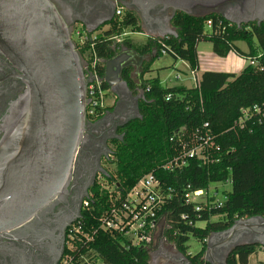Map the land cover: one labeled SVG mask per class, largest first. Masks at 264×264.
Segmentation results:
<instances>
[{"label":"trees","instance_id":"trees-1","mask_svg":"<svg viewBox=\"0 0 264 264\" xmlns=\"http://www.w3.org/2000/svg\"><path fill=\"white\" fill-rule=\"evenodd\" d=\"M208 22L210 33H205ZM171 25L177 37H148L142 45L131 40L118 41L117 37L126 29L143 30L137 15L125 10L122 19L116 18L104 33L95 40L89 39L78 52L83 56L90 50L103 61L98 73L104 90H110L103 81L105 63L122 49L148 57L138 77L131 67L123 71L129 89L142 92L138 100L139 117L121 129L122 140L113 142L110 162L115 164L116 171L107 173L104 179L125 197L144 176L154 174L166 197L159 213L165 220V240L191 264H209L204 257L212 234L228 230L240 219L264 218V119L254 114L245 120L243 128L237 126L243 109L257 106L264 113V22L238 27L218 13L199 16L177 13ZM203 41L211 42L218 57L234 53L255 61V65L249 64L238 75L206 71L192 88H168L159 77L145 78L152 72L156 59L163 55L162 51L175 61L187 62L192 72H198L197 49ZM238 42L247 45L248 53L238 48ZM111 109L106 108L95 121ZM205 134L211 137L205 162L192 157L181 168L165 169L182 154L184 143L188 150L193 140L198 142ZM217 183H230L232 187L231 192L224 193L226 200L222 205L212 195H207L206 203L199 204V211L195 204L186 203L187 193L207 192ZM87 201L88 207L79 221L83 234L92 235L93 240L87 242L79 236L81 240L75 241V249H66L65 255L72 256V264H89L86 260L92 255L103 264H150V247H133L117 233L100 229L101 217L111 207L109 191L97 183ZM200 223L206 226L201 228ZM190 238L202 244L201 251L194 256L188 253ZM258 248H236L228 255L226 264H248Z\"/></svg>","mask_w":264,"mask_h":264},{"label":"water","instance_id":"water-1","mask_svg":"<svg viewBox=\"0 0 264 264\" xmlns=\"http://www.w3.org/2000/svg\"><path fill=\"white\" fill-rule=\"evenodd\" d=\"M123 7L136 12L146 35L154 38L177 37L173 17L201 15L196 9L221 14L238 27L264 22V0H130ZM0 53L22 73L28 88L26 105L0 143V239H10L67 193L88 121V80L72 30L51 0H0ZM146 60L136 51L123 50L105 63L103 81L114 95L120 86L131 93L123 71L131 67L139 76ZM136 108L139 117L138 102ZM164 228L165 221L157 240L161 243ZM242 246L264 248L263 217L240 219L212 234L204 260L226 264L228 255ZM13 252L12 264H25L19 251ZM220 252L222 262L216 259ZM176 258L191 264L178 252Z\"/></svg>","mask_w":264,"mask_h":264},{"label":"flooded vegetation","instance_id":"flooded-vegetation-1","mask_svg":"<svg viewBox=\"0 0 264 264\" xmlns=\"http://www.w3.org/2000/svg\"><path fill=\"white\" fill-rule=\"evenodd\" d=\"M51 2L72 30L73 37L78 30L89 37L94 36L116 20L115 11L118 6L130 4V0ZM195 12L200 14L208 11L196 9ZM134 13L142 26L140 16ZM171 13L169 11L167 15L170 16ZM123 50L126 49L121 51ZM21 76L22 73L14 64L0 53V143L16 123L28 100V88ZM116 92L118 95H115L117 103L114 110L106 111L97 121L88 119L86 122L67 193L56 198L29 225L11 233L10 239H0V264H12L16 255L15 252L12 253L13 248L19 251L18 256L25 264H62L68 248L69 230L81 218L91 189L98 183L99 177L104 175L103 172H106L105 162L112 157L113 142L123 138L121 129L137 114L136 105L142 97L141 90L127 93L120 86ZM224 258V252L216 254L217 260L222 262ZM172 262L178 263L173 259Z\"/></svg>","mask_w":264,"mask_h":264},{"label":"built area","instance_id":"built-area-1","mask_svg":"<svg viewBox=\"0 0 264 264\" xmlns=\"http://www.w3.org/2000/svg\"><path fill=\"white\" fill-rule=\"evenodd\" d=\"M125 8L118 6L115 11V17L122 19L124 16ZM207 28L211 29V22L207 23ZM78 41H75L76 49H81L87 44L88 40H95L96 37L91 38L81 30L76 32ZM165 54V51H162ZM84 63V73L88 80L87 85V110L86 115L90 121L102 114L107 108L106 96L109 90L102 89V80L99 77L98 68L103 61L98 59L90 50H86L82 56ZM250 65H255V61L249 60ZM179 79V77H177ZM254 114L261 115L264 119V113L261 109L255 106L253 109H243L242 116L237 122V126L243 128L247 119L254 116ZM208 124L204 125L207 128ZM172 141V138H171ZM211 137L209 134H205L204 137H199L198 142L192 141L190 149H186L185 143L182 146V154L179 157H175L173 161L165 166L166 170H172L174 167L181 168L186 165L187 158L197 157L203 159L204 162L207 158L208 148L210 146ZM100 179H104V175H101L98 179V184L101 188L109 191V199L111 201V207L102 215L100 220V229L103 231H109L117 233L119 236L126 239L133 247H150L156 237L159 225L164 219L159 215L162 206L165 203V196L161 192V185L159 180L154 174H148L144 176L125 196L122 197L120 192L116 191L115 185H104ZM105 180V179H104ZM108 186V187H107ZM115 192V194H113ZM210 195L209 192L197 191L194 193H187L185 200L187 204H195L196 211H199V204L206 203L197 202L195 199L201 196ZM219 205H222L220 201H217ZM88 207V201L86 202ZM90 242L93 240V236L90 234L84 235L82 230V223L77 220L74 223L68 234V250L73 251L75 249V241L80 237ZM158 240V238H157ZM77 242V241H76ZM73 258L70 254L65 255L62 264H72Z\"/></svg>","mask_w":264,"mask_h":264},{"label":"rangeland","instance_id":"rangeland-1","mask_svg":"<svg viewBox=\"0 0 264 264\" xmlns=\"http://www.w3.org/2000/svg\"><path fill=\"white\" fill-rule=\"evenodd\" d=\"M207 13V12H204ZM203 14V13H200ZM108 27L96 32L94 37H98L102 33H104ZM205 33H210L208 28L205 29ZM73 37V36H72ZM148 36L146 35V31L143 29L141 32H135L131 29H126L121 36L117 37L118 41L123 40H131L135 45H142L146 42ZM73 41H78V38L74 36ZM237 46L245 51L248 52L247 45L243 42H238ZM197 52L199 54V70L198 72L194 73L189 68V65L185 61H175L172 56L168 54H163L161 57L156 59L152 66V72L147 75L146 79H152L156 77H160L165 87L167 86H177V85H184L187 88H192L196 85V78L200 80L201 74L205 71H214V72H230L234 74H240L245 67L249 65V60L243 57H240L234 53H230L226 58H221L216 56L212 51V44L208 41H203L198 45ZM148 59V57H147ZM179 77L176 78V77ZM137 82V80H136ZM110 91V90H109ZM117 103V97L112 93V91L108 92L106 96V105L107 108H112L108 111H113ZM136 114L134 117H137ZM133 117V118H134ZM113 148V146H112ZM114 149V148H113ZM113 160V157L110 158V161ZM110 161L105 162L106 173H115L116 167L115 164L111 163ZM100 181L104 185L110 186L107 181L104 179H100ZM107 186V187H108ZM231 185L230 183L226 184H212L208 191L210 195L215 196L218 201L221 203L225 202V194L231 192ZM197 202L205 201V196H201L195 199ZM163 226V221L159 225L158 232L156 237L153 241V244L150 248L153 250L151 251V260L150 264H167L166 261H170L169 264H181V263H174L173 260L179 262L177 256V251L173 244L168 243L166 240L161 243L157 241L159 236L160 230ZM206 226L205 223H200L199 227L204 228ZM189 251L188 253L192 256L198 254L202 249V244L198 240L194 238H190L188 242ZM172 258V259H171ZM89 264H103L101 261H98L97 258L92 255L90 258L86 260Z\"/></svg>","mask_w":264,"mask_h":264},{"label":"crops","instance_id":"crops-1","mask_svg":"<svg viewBox=\"0 0 264 264\" xmlns=\"http://www.w3.org/2000/svg\"><path fill=\"white\" fill-rule=\"evenodd\" d=\"M144 44V43H143ZM236 45H237V43H236ZM239 48V47H238ZM240 49V48H239ZM241 51H243V50H241ZM243 52H245V51H243ZM245 53H248V52H245ZM198 58H199V54H198ZM189 65V64H188ZM190 68V67H189ZM246 68V67H245ZM244 68V69H245ZM134 69V68H133ZM153 70V69H152ZM134 72H135V70H134ZM206 72V71H205ZM214 72V71H213ZM204 73V72H203ZM202 73V74H203ZM224 73H230V72H224ZM201 74V75H202ZM232 74H234V73H232ZM134 76H136V77H138L137 75H135V73L133 74ZM235 75H238V74H235ZM147 77V76H146ZM145 77V78H146ZM159 77V76H158ZM178 77V76H177ZM176 77V78H177ZM201 78V77H200ZM199 78V79H200ZM159 79H160V81H161V84L164 86V84H163V82H162V79L159 77ZM195 82H196V84L199 82V80L196 78V80H195ZM177 86H184V85H177ZM165 87V86H164ZM168 88H170V87H176V86H167ZM184 87H186V86H184ZM248 264H264V248H261V247H259L257 250H256V252L254 253V254H252L250 257H249V262H248Z\"/></svg>","mask_w":264,"mask_h":264}]
</instances>
